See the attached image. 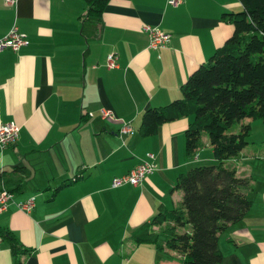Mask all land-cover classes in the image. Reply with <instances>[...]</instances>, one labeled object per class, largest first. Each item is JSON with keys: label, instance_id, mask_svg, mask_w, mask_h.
Masks as SVG:
<instances>
[{"label": "crops", "instance_id": "0c3cea01", "mask_svg": "<svg viewBox=\"0 0 264 264\" xmlns=\"http://www.w3.org/2000/svg\"><path fill=\"white\" fill-rule=\"evenodd\" d=\"M166 1L109 0L99 20L85 21L83 0H0V38L16 26L27 41L0 52V123L19 129L15 143L0 150V172L20 165L30 171L0 212V227L28 249L20 264H179L180 253L130 236L182 202L176 178L203 156L211 160L212 151L202 137L209 153L186 158L190 116L147 138L138 134L139 119L147 107L181 98L186 77L233 34L222 14L243 8L238 0ZM145 25L170 34L165 49L147 46ZM107 110L113 118H102ZM261 149L231 166L248 179L252 204L218 233L220 264H264ZM140 162L153 165L143 182L110 186ZM74 175L79 179L53 192ZM31 198V211L20 210ZM9 251L0 240V264L14 263Z\"/></svg>", "mask_w": 264, "mask_h": 264}, {"label": "trees", "instance_id": "16d2710c", "mask_svg": "<svg viewBox=\"0 0 264 264\" xmlns=\"http://www.w3.org/2000/svg\"><path fill=\"white\" fill-rule=\"evenodd\" d=\"M108 1L83 0L85 12L80 18L99 20ZM238 1L243 11L222 14L231 24L232 36L186 77L179 91L181 98L147 107L139 119L138 134L147 138L160 125L190 116L183 134L186 158L191 159L203 148L205 134L215 160L211 166L191 164L173 185V190L181 191L182 202L154 215L130 236L137 245L153 244L159 251L168 248L180 253L179 264H220L218 233L241 221L252 204L246 195L248 179L225 165L247 146L251 132L243 120L264 123V0ZM237 124H241L239 132L231 133ZM29 174L23 165L0 172V191L18 194ZM77 179L72 176L70 182H63L53 192ZM153 226L158 232L151 230ZM0 240L8 245L13 264H20L28 249L19 244L13 232L2 227Z\"/></svg>", "mask_w": 264, "mask_h": 264}, {"label": "built area", "instance_id": "2783aa9c", "mask_svg": "<svg viewBox=\"0 0 264 264\" xmlns=\"http://www.w3.org/2000/svg\"><path fill=\"white\" fill-rule=\"evenodd\" d=\"M5 5L13 6L15 4L16 0H2ZM183 0H167L166 4L170 6L177 7L182 3ZM18 28L16 26L12 27V29L9 32H6L5 35H3L0 38V52L4 49H9L11 52L17 51L21 46L27 44V41L25 37L18 32ZM141 31L148 35V45L151 50L156 49H162L166 48L168 40L170 39V34L162 32L160 29H154L151 28L149 25L143 26L141 28ZM108 66L115 67V63L113 61L112 55L108 56ZM113 118V113L109 110L102 112V118ZM19 129L11 122H7L5 124L0 123V150H3L8 145L14 144L17 135H18ZM123 131H127L126 128H123ZM152 155H148L150 158ZM191 160L193 162H197L196 156L192 157ZM153 165L151 163H139L136 165V167L130 171H128L126 174L123 175L121 178H114V180L111 182V187H120L123 186V184H129L131 187H136L141 182L144 181V179L149 175V173L152 171ZM12 198V194L6 193L5 191H0V212H5L7 210V204L8 201ZM20 210H23L25 212H30L33 206V198L26 199L24 202H21V204L18 205Z\"/></svg>", "mask_w": 264, "mask_h": 264}, {"label": "rangeland", "instance_id": "374dc122", "mask_svg": "<svg viewBox=\"0 0 264 264\" xmlns=\"http://www.w3.org/2000/svg\"><path fill=\"white\" fill-rule=\"evenodd\" d=\"M243 124H249V130H250V136L248 137V140H246L247 142V146L243 149L240 150L239 154L232 158L234 160H232L231 158L226 162V167L230 168L231 166H238L241 162H242V154H246L249 152H253L254 150V145H252V143L258 145V146H262L261 151H259L258 153H256V156L258 158L264 159V131L262 132V129L264 128L263 122L261 121H256V120H243ZM260 125V126H258ZM239 127H241V124H237L236 126L232 127L230 129V132L233 134H237L239 132ZM203 139L205 140V142L208 141L207 136L204 134L203 135ZM253 141V142H252ZM204 153H209L210 149L207 148V146H203L202 150ZM209 155V154H208ZM211 157V156H210ZM256 158V157H255ZM258 158L253 159V161L258 160ZM202 161L195 163V166H200V165H206V166H211L213 165V163H215V160H213V158H211V160H206L203 158L201 159ZM259 162V160H258ZM260 162H264V161H260Z\"/></svg>", "mask_w": 264, "mask_h": 264}]
</instances>
